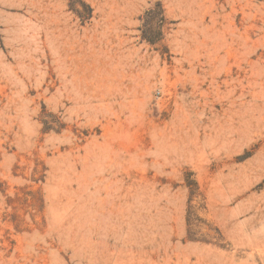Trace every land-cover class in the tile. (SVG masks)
Instances as JSON below:
<instances>
[{
    "label": "rangeland",
    "instance_id": "374dc122",
    "mask_svg": "<svg viewBox=\"0 0 264 264\" xmlns=\"http://www.w3.org/2000/svg\"><path fill=\"white\" fill-rule=\"evenodd\" d=\"M0 264H264V0H0Z\"/></svg>",
    "mask_w": 264,
    "mask_h": 264
}]
</instances>
